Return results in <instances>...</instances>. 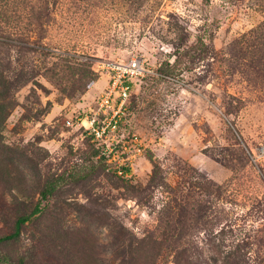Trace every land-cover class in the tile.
Instances as JSON below:
<instances>
[{
	"label": "rangeland",
	"instance_id": "374dc122",
	"mask_svg": "<svg viewBox=\"0 0 264 264\" xmlns=\"http://www.w3.org/2000/svg\"><path fill=\"white\" fill-rule=\"evenodd\" d=\"M0 72V264H264V0H0Z\"/></svg>",
	"mask_w": 264,
	"mask_h": 264
},
{
	"label": "built area",
	"instance_id": "2783aa9c",
	"mask_svg": "<svg viewBox=\"0 0 264 264\" xmlns=\"http://www.w3.org/2000/svg\"><path fill=\"white\" fill-rule=\"evenodd\" d=\"M101 67L107 69L111 80L108 90L102 94L99 100V110L106 115L105 119L107 120L111 116L108 124L103 127L104 132L109 126L116 128L119 120L122 119L133 80L146 74L154 73V69L147 59L141 55L132 57L127 62L107 61ZM116 96L120 99L119 106L110 112L112 102ZM84 123L89 132L94 130L98 135L96 113L86 115Z\"/></svg>",
	"mask_w": 264,
	"mask_h": 264
},
{
	"label": "trees",
	"instance_id": "16d2710c",
	"mask_svg": "<svg viewBox=\"0 0 264 264\" xmlns=\"http://www.w3.org/2000/svg\"><path fill=\"white\" fill-rule=\"evenodd\" d=\"M2 74H3V72H0V78L3 76ZM0 81H2V80H0ZM130 170H131L130 167L122 166L121 169H120L122 174L120 176L123 177V178H125V177L126 178H130V177H128V174L130 173ZM158 173H159V167H158L157 164H155L154 169H153V174L151 176V180L152 181H154L156 179ZM59 178L53 179V180L49 181L46 184L45 188L41 192V197H40L39 202L37 203V205L29 213L22 214L18 218L17 223H16V229H15L14 232H12L10 234H7L5 236H0V243L2 241H4V240H7V239L12 238V237H16L18 234H20L21 229H22V225L24 223H26L27 221H29L30 219H32L39 212H41L42 203L43 202L46 203L50 199L51 195L58 188L59 183H60V179ZM201 189L203 190V192L212 193V189L206 183L201 185ZM20 264H24V261L22 260L20 262Z\"/></svg>",
	"mask_w": 264,
	"mask_h": 264
}]
</instances>
